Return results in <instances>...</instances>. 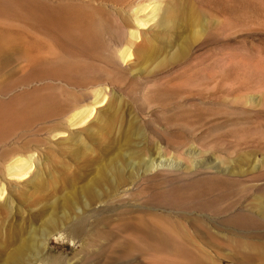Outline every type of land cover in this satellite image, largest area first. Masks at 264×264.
Masks as SVG:
<instances>
[{"label": "rangeland", "instance_id": "obj_1", "mask_svg": "<svg viewBox=\"0 0 264 264\" xmlns=\"http://www.w3.org/2000/svg\"><path fill=\"white\" fill-rule=\"evenodd\" d=\"M15 1L4 4L15 5ZM90 1L108 11L103 18L112 25L118 17L130 19L120 10L121 1ZM150 5L153 8L150 6L148 15L152 9L154 15L148 16L144 25L137 26L130 19L129 26L137 28L139 38L127 44L118 64H108L102 56L100 59L83 50L73 52H82L86 58L71 52L76 58L70 57V63L84 60L93 64L90 73H111L97 81L106 83V98L100 105L96 100L90 117H48L28 127H16L6 139H31L26 148H19L21 154L31 155L32 166L27 176L11 178L3 173L6 161H0V264H184L185 247L153 245L154 234L147 233L149 221L171 224L174 227H168L178 234L186 229L198 243L188 249L202 254L204 264H264V256L256 254L254 248H239L237 254L236 247L211 242L205 236L232 237L234 233L264 240V213L260 211L264 208V0H152ZM58 26L59 32L54 33L61 39ZM104 37L109 40L110 34ZM144 40L149 45L145 54L138 50ZM15 62L0 70V85L27 74L26 68H19L22 60ZM30 79L17 80L14 90L0 97L4 106L21 105L48 93V100L56 103L59 99V105L70 93L81 92L64 78L57 79L60 83L49 78L44 84ZM125 81L128 85L147 84L149 88L139 93L146 99L140 101V96L135 101L134 91L130 89L129 95L120 88ZM148 97L152 101L148 102ZM52 100L50 106L54 107ZM85 100L91 104V99ZM147 104L155 105L149 111ZM182 110L207 116L201 134L206 142L226 139L227 144L242 143L230 154L223 153L224 165L238 168L234 173L241 179H227L233 184L215 181L198 186L169 174L142 179L131 195L121 198L119 192L140 177L138 157L132 156L133 167H129L127 155L133 150L142 153L146 142L141 134L150 131V122L160 126L163 139L185 142L191 137L186 121L164 125L166 116ZM40 125L42 130H38ZM5 144V148L10 146ZM205 158L214 161L210 151ZM254 163L259 169L249 172L254 173L253 178L242 179L240 173ZM117 167L128 184L110 188ZM239 200L236 210L251 209L260 220L229 222L224 220L229 213L213 215L214 205L227 210L229 203ZM200 203L208 204L205 211ZM79 217H86L85 229L72 236L69 227ZM243 250L250 255H243ZM18 252L21 255L16 258Z\"/></svg>", "mask_w": 264, "mask_h": 264}, {"label": "bare ground", "instance_id": "obj_2", "mask_svg": "<svg viewBox=\"0 0 264 264\" xmlns=\"http://www.w3.org/2000/svg\"><path fill=\"white\" fill-rule=\"evenodd\" d=\"M7 1H4V3H6ZM16 1L18 2L17 4L15 3V5L13 4L14 8L13 5H11L12 3H14L13 0L12 1L10 0L11 4L9 3L10 6L12 7H10L8 3H7L8 5H5L3 2H1L0 4V70L6 68L7 66H11L15 61L21 59L22 62L18 64L19 68L22 71L26 68L28 71L25 69V71H27L26 75L24 74V75L16 76L14 80L11 79L12 81L9 80V82H7L5 85H0V97L8 93V91L14 90L15 88L14 84L15 85L17 84V80L18 81L26 80L27 78H33L32 80L30 79V81L39 82L43 84L49 81L50 80L49 78H53L56 80L57 79L62 80L64 78L68 84H75L76 87L79 86L81 91L79 95L76 93H70V95L68 97H65V99L63 100L61 99L62 102L61 103L59 102L60 103L59 105L58 104L56 105L59 99L56 103L54 102L56 100L51 99L52 102H54L55 104L54 107L50 106L51 100L50 99L48 100V98L49 96H51V94L49 95V93L42 94L40 95V97L35 96L34 98H30L26 100L25 103L23 104L20 103L21 105L17 104V105L4 106V104L2 103L3 99L2 100L0 99V142L2 143V145L0 146V161L3 160L4 162L6 161V165L4 164L5 167L3 166V173L7 177L9 176L11 178H22L27 176V174L29 173L30 168L32 166V159H31V155L29 154L28 156L21 154L19 147H25L26 144L30 142L29 140L31 139H27L25 137L21 138L16 136L15 138H12L7 142H5L7 138L9 139V136H11V134L13 133L16 127L18 126L28 127V125L34 121L41 122L42 120H45V118L54 117V116H57L56 118L59 119H62L63 117H67L69 118V120L76 116H81V117L83 116L82 119L84 120L93 114L94 104H96V100L97 102L99 101L97 104L100 105V103H103L104 99L106 98L105 96L106 87H104L106 83L103 84L104 85L103 86L101 82H97V81L100 80L102 76L109 77L111 75L110 71L104 74H101L100 72L90 73L89 70L93 67L92 66L93 64L90 65L89 62L86 63L83 62L84 60L81 61L79 59L78 61L80 63L79 62L76 63L75 61H72L73 63H70L71 62L70 57L76 58L73 57L75 55L71 54V52L74 53L76 50L77 51L83 50L82 51L83 53L89 52L92 55H96V56L99 55L98 57L102 56L104 61L108 64L109 63L118 64L119 63L118 60H120V56H122L123 52L126 50L127 44L130 42L131 43L135 42L139 38V32L137 28L135 29L133 27L134 29H131L129 26L131 23L130 19H132L137 26H142L144 25V23H146L148 16L154 15L153 13L154 9H152L151 14L148 15V10L151 7L153 8V6L150 5L152 0H148L149 1L148 3L146 0L145 1L118 0L119 2L121 1L122 3L121 5L122 8L120 10L123 9V11L127 13V16L128 15L130 16V19L126 18L125 16H123L125 18L118 17L116 18V24L112 25V23L109 22L110 20L103 18L104 13L107 14L108 11H106V9H104L101 6L92 5L90 0H83V2H73V0L71 1L66 0L60 2L61 1L60 0L54 3H49V1L47 2L43 0H16ZM114 1L115 0L112 1L113 4ZM143 1L144 3H142ZM2 4H4L5 6ZM114 15L115 14H113V16ZM66 23L68 25H66ZM57 24L60 26L58 27L62 29L61 30L62 33L60 34L64 39L62 38L60 39V37L58 39L57 37L58 35L54 33V31L56 30L59 32V29L55 28ZM105 33L110 34L109 40L107 39L105 40L104 37ZM148 49H149V45H148V41L146 40H144V42L138 48V50L144 54ZM82 52H78L79 54H77L76 52L74 54H76L77 58H79L78 55L84 56ZM86 57L84 56V58ZM81 62H83V64H81ZM15 67L18 66L16 65ZM105 71H107V69ZM126 82L127 81L124 82L125 85H120L121 86L120 88L126 90L128 93L129 90L131 89L132 92L133 91L135 92V93L133 92V94L135 95L132 96V98H134L136 101L140 99L141 96L140 101L141 100L143 101L145 96L142 95L139 96V93H141V91L144 90L146 91L149 88V86L147 84L135 85V83L131 84L132 85L131 86L128 85L129 81L127 82V84ZM58 83L60 82L58 81ZM45 86L47 87L48 85ZM180 96L181 95H179V97ZM179 97L176 99H182V97L181 98ZM13 98H11L10 101ZM19 98L22 99V97ZM150 98L148 97L149 99V100L147 99L148 102L152 101ZM85 99H91V104H86ZM147 100L144 101L147 102ZM6 102L7 101H5V103ZM51 105L53 104L51 103ZM154 105L155 104H147V109L150 111L154 107ZM192 113L189 111L182 110L178 113H173L169 117L166 116L165 119V124H164L165 126L166 125L174 126V125L182 124L181 121H186V124L188 123V126L190 128L188 129L189 130L188 133L191 134V137L188 138V140L185 142L179 141L180 139L175 140L178 138H175L174 140H170L171 137L170 139H163L161 136L162 133L159 130L160 126L155 122H150V123L148 122L151 125L150 131L146 134L145 133L141 134L143 135L142 137H144L145 140L144 142H146L143 145L142 153H139L141 151L135 152V150H133L134 152L128 151L129 154L128 153H127L128 155L126 154L129 157V159L127 158L128 159L127 162L131 161L129 167H133L132 156H135V158L138 157L136 161L137 166L139 167L137 173L140 172L139 173L140 177L138 179L132 180L127 187L125 186V188H123L119 192L118 195H120L121 198L127 196L128 193L131 195L132 189L138 187V184L142 179H147V178L153 179L155 177L161 178L169 174L175 175L178 179L179 178L190 179V183H193L198 186L199 184L210 185L215 183V181L219 183L220 182L224 183L225 181H228L229 183L233 184L231 180H227V179H241L240 177L236 176L237 174H235L237 172L236 169L238 168L234 169L232 166L224 165L226 158H225V154L223 153L230 154L231 152L236 150L242 143H240V141H232L233 142L232 144L231 143L227 144L229 140L226 142V139H220L219 141H214V142L213 141L206 142L204 138L205 134L203 135L201 134L203 132L204 126H206L205 124L207 123V116L201 115L202 114L201 112H200L201 114L197 112H195L197 114L195 113L192 114ZM193 115H194L193 119H195L194 121H192L191 119ZM189 117L191 120L188 119ZM42 129L43 126L40 125L38 130H42ZM155 137L156 140L154 139ZM34 139L36 138L34 137ZM4 144L10 146L5 148ZM214 147L216 148V150L213 149ZM209 151L211 152V156L214 157V161H210L209 159L205 158V156L209 153ZM137 166H135L136 169ZM258 167L259 165L256 166L255 163L251 164L250 170L247 171L245 170L240 173L243 174L244 176L242 179H252L254 173H249V172L256 171ZM116 170H117L116 171L117 176L115 177L116 180L113 183H111L110 188H115V186H120L126 183L124 178L122 177V172L120 170V167L119 168L117 167ZM0 174H2V169H0ZM240 201L241 200L237 202L229 203L230 207L227 210L214 205V208L212 209V213L213 215H221V216L229 213L224 218L225 221H229V222L243 223L246 222L247 220H251V221H255L257 219L260 220L259 218L261 217L258 218L257 213H253L252 211H250L251 209L248 210L245 207H243L239 210H236L235 209L236 204H239ZM172 203L173 202H170V204ZM199 206L203 211H205V207H207L208 204L200 203ZM229 210H231V212L233 213L228 212ZM260 211L264 213V208L260 209ZM85 220L86 217H79L74 223L71 224V226L69 227V231L72 236L75 233H79L80 232L79 230L84 228ZM149 222L150 225L147 226V233H149L148 235L154 234L153 235L154 238L152 237L153 238L152 243H154L153 245L157 244L158 246L161 245L166 247L168 246L175 247L176 245L183 246L185 248L184 249L181 248V249L183 250L182 253L184 257L183 259H185L184 261L186 264H204L201 259L203 256L202 254H198V251L195 252V250L193 251V249L192 251L189 250L190 249L188 247L189 245L197 246L198 243L193 237H191V235L188 234L186 229L183 231L179 230L181 232L178 234L175 233L177 232L176 230L174 232L171 230L172 228L168 227V226L174 227L171 224L166 226V224L158 221H149ZM147 233H145V235ZM216 235L206 234L205 236L208 237V240L211 242H216L217 244L220 245L227 244L228 246L230 245V247L231 246L236 247L234 251L235 252L237 251V254L238 251L240 252L239 248L250 247V248H254L255 251L258 252L256 254L264 256V240L260 241L259 238H255V240L253 239L249 240V238L247 237H242L240 234H234V233H233V235H235L234 237L233 235L232 237L231 236L220 237L219 235L218 236ZM149 237L150 236H147V238L145 239H149ZM242 254L245 256L250 255L249 252H246L244 250L242 251ZM20 255L21 253L18 252L16 258H18Z\"/></svg>", "mask_w": 264, "mask_h": 264}]
</instances>
